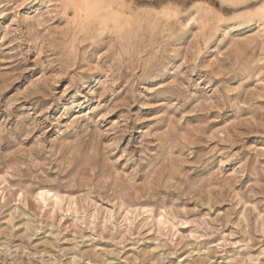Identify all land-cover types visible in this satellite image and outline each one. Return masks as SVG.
Returning <instances> with one entry per match:
<instances>
[{"label":"rangeland","instance_id":"374dc122","mask_svg":"<svg viewBox=\"0 0 264 264\" xmlns=\"http://www.w3.org/2000/svg\"><path fill=\"white\" fill-rule=\"evenodd\" d=\"M0 264H264V0H0Z\"/></svg>","mask_w":264,"mask_h":264}]
</instances>
